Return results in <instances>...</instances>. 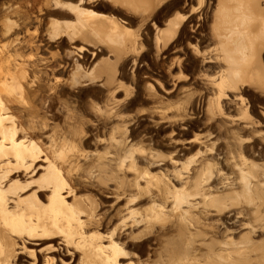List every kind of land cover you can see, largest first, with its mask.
<instances>
[{"label":"rangeland","instance_id":"obj_1","mask_svg":"<svg viewBox=\"0 0 264 264\" xmlns=\"http://www.w3.org/2000/svg\"><path fill=\"white\" fill-rule=\"evenodd\" d=\"M249 1L0 0V117L119 264L264 263V27L239 12ZM35 165L7 173V207L24 199L52 233L11 236L10 264L81 263Z\"/></svg>","mask_w":264,"mask_h":264},{"label":"bare ground","instance_id":"obj_2","mask_svg":"<svg viewBox=\"0 0 264 264\" xmlns=\"http://www.w3.org/2000/svg\"><path fill=\"white\" fill-rule=\"evenodd\" d=\"M258 1L259 0H250L249 3L245 5V7L239 8V12L242 13L245 10L246 12L256 14L257 16L260 17L261 25H263V27H264V8L259 7ZM262 5H264V4H262ZM181 22H182V20H181ZM168 23H169V21H168ZM226 23L227 22H225V24ZM178 25H181V24H177V26ZM175 28L176 27H174V28L172 27L171 29L176 34ZM165 29H167V27ZM168 29H169V27H168ZM219 32H221V31H219ZM175 34H173V37ZM219 34H221V33H219ZM169 37H171V36L169 35ZM156 39H159V38H156ZM159 40H161V39H159ZM257 43H256V45H257ZM261 44H264V43H261ZM257 46H259V45H257ZM231 47H228V48H231ZM263 48H264V45H263ZM257 59L259 60V58H257ZM258 67H260V66L258 65ZM257 72H258V70H257ZM219 73H220V71H219ZM223 74L226 75L225 70H224ZM4 120H5L4 118L0 117V264H10L11 262L13 263V259H14L15 252H16L15 247L17 245L16 244L17 240H12L11 236L12 237L14 236L16 238L20 237V236H24L27 239L28 238L34 239V237H43L45 235L46 236L51 235L50 233H52V232H49V230H47L45 228H43L41 230H36L35 227L38 225V223H36L37 224L36 226L33 225L32 223H34L35 221L33 219L28 218L29 215L27 214L29 211H34L36 209H33L34 207L29 205V204L24 205V203H23V205H22L21 203L24 201V199H23V201H19V200H22V199H19L15 202L16 206H17L15 210H9L7 207V205L9 203H12V201L8 198V194L10 193L11 186H8L7 188H5L6 184L3 185V179L5 177H7L6 176L7 173H10L9 171L12 168H15V170L16 169H22L23 171L29 170V172L33 174L35 172V170L37 171V169H40L39 166L35 165L39 162L47 164L45 167V171L48 172V176H45V177L42 176L41 177V180L45 183L46 188L49 189V194H50L49 197H46V198H48V200H47V205L44 206L46 208H44V209H48L47 211H49L52 214V216L55 218L61 217L62 220L64 221V223L66 224V225L64 224L66 229H63L60 227L58 229H61L60 231L64 232V234H66L65 237L67 238V240H65V241L62 240L63 244H65L64 246L70 245V246L74 247V248L72 247L73 248L72 254H74V256H76L81 251V254L80 253H79L80 255L78 254L79 256H81L79 258V261L81 260V263H78V264H119L118 261L120 259H124L123 255L125 254V252L123 254L122 248H119L117 246V244H118L117 242H115V243H117V244H115L113 241H111L113 238L111 240L109 238H107L108 241H105V242H108V246H104L101 244L102 243L101 240H103L105 236H102V235L100 236V235H97L94 233V234H89L90 236L87 235L89 237L88 238V237H82L83 235H81V233H78L79 232L78 229L80 228V226L82 225L83 222H81L79 217H78L79 213L76 210L78 208L75 209V207L72 204L67 203V201L65 200L66 198L70 197L71 191H70V189L67 190L65 188V182L61 178L59 172L50 163H48L47 158L43 157V159H41V156H39L40 152L35 147H33V146L29 147L27 145H24L22 141H18L15 138L14 126L13 125H7L6 126L3 123ZM64 195H66V196H64ZM36 212L37 211H34V213H36ZM39 213H41V210ZM32 217H33V215L31 216V218ZM40 217L38 218V220L36 219L37 222H40L39 221L41 219ZM85 217H87V216H85ZM57 222H59V221H57ZM57 222H55V220H54V223H57ZM150 223H151V221H150ZM49 224H51V223H49ZM152 226H151V229H152ZM46 227H49V225ZM37 229H38V227H37ZM164 229H165V227H164ZM151 231H153V229ZM167 231L169 232V230H167ZM160 232H163V231H160ZM165 233H166V231H165ZM78 234L81 235L82 239L83 238H85V240L88 239V241H86V244H85V240H84L83 241L84 244L80 245V243H82L81 242L82 239L80 241L78 240V242L75 241V239L73 240V238H74L73 236L78 235ZM110 234H112V233H110ZM162 234H164V233H162ZM151 236H152V234H151ZM68 239H70V240H68ZM77 239H79V238H77ZM20 244L23 248V246L26 243H25V241H22V242H20ZM185 248H186V246H184V249ZM186 249H188V248H186ZM261 252H264V250ZM186 253H187V251H186ZM186 253L184 252V257L181 254L182 255L181 257L185 258L183 260H186V257H185V255H187ZM242 255H244V254H242ZM167 256H166V259L167 258L170 259V255H169V257H167ZM172 256H174V255H172ZM189 256H190V253H189ZM223 256H224V254H223ZM174 257H173V260H174ZM245 257L246 256H244V260H245ZM228 258H231V257H227V259ZM223 259H225V258H223ZM263 259H262V261H263ZM232 260H233V258H232ZM235 260H236V258H235ZM259 260H260V257H259ZM166 261H165V263H166ZM247 261H248V259H247ZM235 262H233V263H235ZM157 263L159 264L158 261H157ZM171 263L172 262L170 260L169 264H171ZM176 263H178V262H176ZM243 263H245V262L243 261ZM33 264H54V259L48 257V258L44 259L43 261H41L39 258H37L36 260H34ZM247 264H249V263H247Z\"/></svg>","mask_w":264,"mask_h":264}]
</instances>
